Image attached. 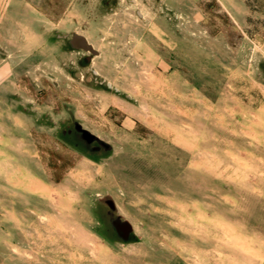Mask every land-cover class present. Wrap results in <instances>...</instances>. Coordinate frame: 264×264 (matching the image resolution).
<instances>
[{
  "label": "rangeland",
  "instance_id": "374dc122",
  "mask_svg": "<svg viewBox=\"0 0 264 264\" xmlns=\"http://www.w3.org/2000/svg\"><path fill=\"white\" fill-rule=\"evenodd\" d=\"M0 264H264V0H0Z\"/></svg>",
  "mask_w": 264,
  "mask_h": 264
},
{
  "label": "water",
  "instance_id": "95a60500",
  "mask_svg": "<svg viewBox=\"0 0 264 264\" xmlns=\"http://www.w3.org/2000/svg\"><path fill=\"white\" fill-rule=\"evenodd\" d=\"M77 45H79L80 47L84 48V49H87V50H92L91 48H89V46H87L85 44V41L82 39V38H75V41H74Z\"/></svg>",
  "mask_w": 264,
  "mask_h": 264
},
{
  "label": "bare ground",
  "instance_id": "6f19581e",
  "mask_svg": "<svg viewBox=\"0 0 264 264\" xmlns=\"http://www.w3.org/2000/svg\"><path fill=\"white\" fill-rule=\"evenodd\" d=\"M79 38V37H78Z\"/></svg>",
  "mask_w": 264,
  "mask_h": 264
}]
</instances>
